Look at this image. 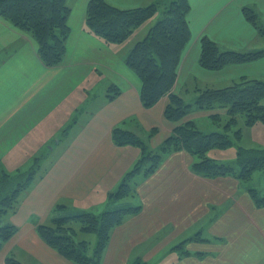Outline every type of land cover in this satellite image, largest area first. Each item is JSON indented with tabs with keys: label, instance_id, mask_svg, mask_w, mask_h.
<instances>
[{
	"label": "crops",
	"instance_id": "crops-1",
	"mask_svg": "<svg viewBox=\"0 0 264 264\" xmlns=\"http://www.w3.org/2000/svg\"><path fill=\"white\" fill-rule=\"evenodd\" d=\"M89 1H69L70 33L57 67L44 65L36 40L0 16V172L23 173L40 159L17 211L8 215L19 229L0 251V264L10 255L22 264H74L39 237L37 224L59 205L99 213L109 201L141 157L138 147L114 142V128L143 141L141 131L150 137L156 130V148L175 126L164 117L168 97L143 106L140 80L126 65L130 43L107 45L86 28ZM106 1L121 9L161 2ZM188 1L191 39L173 92L182 94L188 85L223 88L241 78L264 81V57L220 71L199 65L203 37L225 50H264V37L243 14L251 8L264 27V0ZM111 88L119 90L114 98ZM203 115L208 118L198 111L188 119ZM162 162L154 174L140 176L136 196L142 210L113 229L102 264H264V207L255 205L249 185L195 174V158L187 151Z\"/></svg>",
	"mask_w": 264,
	"mask_h": 264
},
{
	"label": "trees",
	"instance_id": "trees-1",
	"mask_svg": "<svg viewBox=\"0 0 264 264\" xmlns=\"http://www.w3.org/2000/svg\"><path fill=\"white\" fill-rule=\"evenodd\" d=\"M68 2L69 0H0V16L36 40L39 57L44 65L57 67L64 59L70 33L71 7ZM190 11L188 0L162 1L134 9H121L106 0H90L87 5L86 28L107 45L127 42L148 20L161 13L162 17L157 23L130 50L126 65L140 80V98L145 108L154 107L164 97L169 98L164 117L175 126L158 151L148 148L146 142L135 133L114 128L113 140L117 145L135 146L142 152L141 159L128 173L119 189L110 194V203L119 205L100 214L77 212L63 217L55 216L48 223L37 224L39 237L74 264H102L113 229L121 226L128 216L137 215L142 210L141 205L129 206L121 202L133 195L131 182L137 175L144 173L143 176L148 177L154 174L164 158L171 153L189 152L195 158L192 171L204 178L233 177L247 183L256 171L264 173V148H239L233 164L208 156L213 149L224 150L233 144L228 133L237 124L239 116L245 118L247 126L256 123L264 125V81L241 78L223 88L196 87L193 103H188L183 96L173 92L182 53L191 39L188 20ZM243 14L264 37V27L257 14L251 8H244ZM262 57L264 50L225 51L209 38L201 39L199 65L207 71H220L228 66L251 63ZM112 92V98L119 94L118 89H113ZM192 109L207 113L208 118L217 125L222 121V115L227 116L224 132L201 131L193 120L188 119ZM154 132L156 130H153L150 137ZM233 133L240 139V130ZM37 160V164L26 172L15 175L1 172L4 177L0 186V217L17 211L20 194L29 187L37 174L40 159ZM248 191L255 205L263 208L264 194L253 188ZM65 207V204L59 205L56 211ZM74 224L79 225V230ZM17 231L18 228L11 223L0 227V251ZM79 231L97 237L92 253L89 241L76 239ZM195 239L205 241L200 235ZM175 249H182V246ZM4 264L22 263L10 255Z\"/></svg>",
	"mask_w": 264,
	"mask_h": 264
},
{
	"label": "rangeland",
	"instance_id": "rangeland-1",
	"mask_svg": "<svg viewBox=\"0 0 264 264\" xmlns=\"http://www.w3.org/2000/svg\"><path fill=\"white\" fill-rule=\"evenodd\" d=\"M70 1V0H69ZM162 1H166L168 2L169 0H161ZM69 3V2H68ZM161 13H157L155 16H153L150 20H148L139 30H141L140 32H142L143 34L137 33L136 35H134L129 41H127L126 43H124L122 46L127 47L130 46L133 48V46L140 40H142L145 35L148 33V31L150 30V28L157 23V21L161 18ZM130 43V45H128ZM131 48V49H132ZM221 48L223 50H225L224 47L221 46ZM226 51V50H225ZM191 86L189 88H186V90H184L182 92V94H180L181 96L184 97V99L188 102V103H193L195 101V86L194 85H188ZM185 91H189V93L185 92ZM195 109V108H194ZM194 109H192L189 118L194 115L195 111ZM207 115H203V116H195L194 117V121L197 122V126L200 128L201 131L205 132V133H210V132H224V125L228 119L227 116H223L222 115V121L220 122L219 125L215 124L213 121H211L209 118L204 117ZM167 120V119H166ZM240 130L241 131V137L240 139H237L233 133V131H237ZM142 137L145 139L146 144L148 146V148L153 149L155 151H158V149H160L161 144L164 142H162L159 146H157L156 148L153 147L152 145V141L153 139L151 137H147L148 134H145L143 131L140 132ZM231 137V140L233 141V144L224 149V150H219V149H213L209 152L208 156L213 158V159H217L218 161H220L219 159H224L228 162L225 163H235L236 161V156H237V152L239 148H245V149H252V148H264V125L262 123H256L253 126H247L245 124V118L241 115L238 117L237 120V124L233 127V130L230 131L228 133ZM140 150V149H139ZM140 153L141 150H140ZM141 159V157H140ZM139 160H137L138 162ZM136 162V164H137ZM135 164V165H136ZM163 164V162H162ZM161 164V165H162ZM160 165V167H161ZM143 174H140L139 176L137 175L133 181L131 182V188H132V192L133 195L127 197V199L121 201V202H125V204L123 205H129V206H139V202H137L138 197L137 195V186L140 183L141 184V179L140 176L143 177ZM3 174L0 172V186L2 185V181H3ZM247 184L249 185L250 188H253L255 190H258L260 194H264V173L261 171H256L252 178L250 179L249 182H247ZM120 186V184H119ZM118 188L115 190V192L119 189ZM249 188V189H250ZM248 189V190H249ZM134 196V197H133ZM120 202V204H121ZM66 207L65 209H58V211H53L52 216L49 218V220L55 216L57 217H63L65 215L68 214H76L77 212H86V211H81V210H75V208L73 207L72 203H66L65 204ZM114 205H119L116 203H110V200L107 201L106 203H104L103 205L100 204V210L99 213H95V214H100L104 211H109L111 209H113L115 206ZM127 206V207H129ZM117 207V206H116ZM126 207V206H125ZM92 211H96L93 208H91L89 210L90 213H92ZM12 214H10L9 216H11ZM8 215H4L2 217H0V227L1 226H5L7 224H9L10 218ZM49 220H46V223L49 222ZM126 221V220H125ZM124 221V223H125ZM74 226L76 227L77 230H79V225L78 224H74ZM18 228V226H16ZM19 229V228H18ZM77 240H87L91 243V248H90V252L92 253L93 251V246L96 244L97 241V237L95 235L92 234H85V233H81L80 231L78 232V235L76 237ZM11 240V239H10ZM9 242V241H7ZM6 244V243H5ZM5 244L3 245L1 251L3 250V248L5 247ZM136 260L130 262L129 264H136ZM144 264V263H143ZM152 264V263H150Z\"/></svg>",
	"mask_w": 264,
	"mask_h": 264
}]
</instances>
